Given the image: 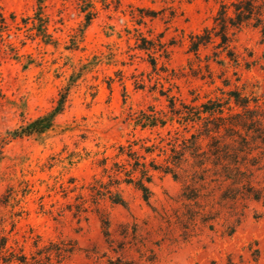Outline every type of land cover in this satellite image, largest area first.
Masks as SVG:
<instances>
[{"label":"clouds","instance_id":"9594fccd","mask_svg":"<svg viewBox=\"0 0 264 264\" xmlns=\"http://www.w3.org/2000/svg\"><path fill=\"white\" fill-rule=\"evenodd\" d=\"M10 9L0 264H264V0Z\"/></svg>","mask_w":264,"mask_h":264},{"label":"rangeland","instance_id":"374dc122","mask_svg":"<svg viewBox=\"0 0 264 264\" xmlns=\"http://www.w3.org/2000/svg\"><path fill=\"white\" fill-rule=\"evenodd\" d=\"M13 3L19 2V0H12ZM0 15L4 18L5 22H9L16 18L15 16V9H10L7 12H0ZM21 23H23L21 21Z\"/></svg>","mask_w":264,"mask_h":264},{"label":"trees","instance_id":"16d2710c","mask_svg":"<svg viewBox=\"0 0 264 264\" xmlns=\"http://www.w3.org/2000/svg\"><path fill=\"white\" fill-rule=\"evenodd\" d=\"M0 18H2L4 20V18L0 15Z\"/></svg>","mask_w":264,"mask_h":264}]
</instances>
